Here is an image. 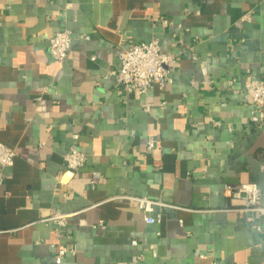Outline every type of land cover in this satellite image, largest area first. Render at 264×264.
Returning <instances> with one entry per match:
<instances>
[{
	"label": "crops",
	"instance_id": "obj_1",
	"mask_svg": "<svg viewBox=\"0 0 264 264\" xmlns=\"http://www.w3.org/2000/svg\"><path fill=\"white\" fill-rule=\"evenodd\" d=\"M153 38L172 83L127 95L109 72ZM249 77L264 84V0H0V142L16 154L0 168V264H52L60 247L75 251L62 264H264V220L250 229L224 192L253 183L264 203ZM70 147L86 163L62 186ZM122 196L167 206L146 224ZM55 212L72 216L43 221Z\"/></svg>",
	"mask_w": 264,
	"mask_h": 264
},
{
	"label": "built area",
	"instance_id": "obj_2",
	"mask_svg": "<svg viewBox=\"0 0 264 264\" xmlns=\"http://www.w3.org/2000/svg\"><path fill=\"white\" fill-rule=\"evenodd\" d=\"M241 21H248L245 15ZM166 25L167 22L163 21ZM71 43V32L68 30L56 32L49 40L48 50L56 63H62L68 56ZM94 59V58H91ZM119 67L109 72L113 77L115 85L121 87L128 94L144 95L154 84L163 87L165 84L172 83L171 66L174 63L173 56L162 52L158 38H153L146 43L131 44L119 51ZM196 61L197 57L192 56ZM244 93L250 99L249 122L255 126H260L264 122V84L254 78L249 77L243 87ZM149 109V105L145 106ZM154 147V141L147 143V149ZM15 152L0 142V168L3 170L13 165ZM85 156L75 147H70L63 156V169L56 178L57 184L66 186L74 176L85 166ZM225 195L232 199L242 202V206L233 210L244 217L246 225L250 229L259 231L260 227L256 225V219L264 220V203L262 202V193L256 184L242 183L237 185H225ZM120 199L132 201L141 212L146 224L158 222L153 217L154 207L167 205L151 200L146 197L122 196ZM72 214L61 212L53 213L49 218L43 221H50L59 226H64L66 220ZM135 245L136 242H132ZM74 250L67 248H58L57 254L52 264H62V260L67 253L74 254Z\"/></svg>",
	"mask_w": 264,
	"mask_h": 264
}]
</instances>
